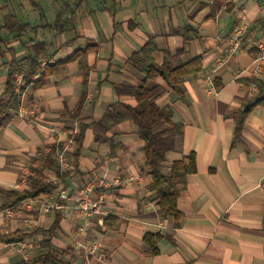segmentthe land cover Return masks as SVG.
Returning <instances> with one entry per match:
<instances>
[{"label": "crops", "instance_id": "obj_1", "mask_svg": "<svg viewBox=\"0 0 264 264\" xmlns=\"http://www.w3.org/2000/svg\"><path fill=\"white\" fill-rule=\"evenodd\" d=\"M63 1L0 0V97H6L11 63L26 70L30 57L55 63L89 42L95 45L86 67L73 60L42 83L34 73L19 110L0 125V205L7 201L3 191L26 188L36 167H45L44 179L61 180L44 159L52 143L83 129L78 154L76 143L70 153L77 165L61 182L75 194L87 179L107 181L93 192L101 195L103 212H44L26 198L0 209V232L54 226L50 241L66 264H264V104L252 107L234 142L236 112L262 84L264 96V65L255 73L256 42L264 43V0H81L65 15L74 17L71 28L59 32L52 24ZM17 23L30 29L18 36ZM242 25L234 46V31ZM148 40L156 46L151 59L158 65L166 49L175 65L197 55L203 59L202 70L182 80L181 94L156 79L163 87L156 102L171 107L180 129L160 140L167 148L164 172L173 160L195 153L196 170L187 174L177 198L178 219L158 213L136 125L125 120L104 133L91 124L112 104L138 105L116 85L138 90L151 60L140 54L134 61L133 55ZM84 92L81 111L65 122L63 114L78 112ZM21 108L27 116L19 115ZM148 233L157 236L156 251L144 240ZM44 238L41 232L26 238L35 246L33 257L45 251ZM9 244L0 242V264L29 260Z\"/></svg>", "mask_w": 264, "mask_h": 264}, {"label": "trees", "instance_id": "obj_2", "mask_svg": "<svg viewBox=\"0 0 264 264\" xmlns=\"http://www.w3.org/2000/svg\"><path fill=\"white\" fill-rule=\"evenodd\" d=\"M30 1L35 4V0ZM221 1H217L216 5H220L219 3ZM69 2L74 3V5H70ZM81 2V0L63 1L62 7L58 11L52 27L56 28L59 32L71 28L74 17L72 15H65L68 13L73 14L76 6ZM27 26L28 23L16 24L19 32L18 36L23 35L30 29V27ZM0 42H4L1 35ZM94 47V43L89 42L84 47L77 48L69 57L55 63H45L44 65H42L38 56L30 57L29 66L26 70H23L22 66L17 62L11 63L5 81L4 94L6 97H0V125L10 118L12 110H19L20 94L24 90L25 86L33 81L34 73L38 74L39 78L37 82L42 83L46 76L54 71L64 68L73 60L79 59L81 65L86 67L84 63L85 56L87 52ZM155 51L156 46L151 40H148L142 49L133 55L134 61L138 60L135 58H137L140 54L145 55L151 60L146 67L144 66L145 77L137 91H132L130 88L121 84L116 85L119 93L133 94L138 102V105L132 106L122 103V105L117 108L114 104H112L97 122L91 124L104 133H106L110 128H113L116 124L125 120H130L136 125L137 133L144 141V166L150 175V186L153 190L154 199L159 206L158 213L161 217L171 215L178 219L181 216V212L177 206V198L182 191V184L185 182L187 174L196 170L195 153L190 152L187 156H184L181 159L173 160L168 173L164 172V161L166 158L167 148L161 145L160 140L165 136H176L180 129H178L172 121L171 107L169 105L159 106L156 102V98L163 91L162 85H160L156 79L158 77L163 78L173 91L181 94L182 80L186 76L200 72L203 66V59L201 55H197L190 58L186 62L175 65L173 62L174 55L166 49L164 50L163 62L161 65H158L151 59ZM25 71H28V74L24 75L21 82L18 84L17 74L23 72L25 73ZM221 86L222 84L216 81V87L219 89ZM262 91L263 84L260 87V91L253 98L246 99L245 107L236 112L234 116L236 121L234 142L240 138L244 122L252 107L257 104H264ZM85 94L86 93L84 92L81 97L80 105L77 109L78 112L66 111L63 114L62 119L65 122L74 119L81 111ZM82 139L83 129H80V131L74 135L76 143V152H74V156L78 154V151L82 146ZM62 146V142L52 143L50 150L44 159V164L45 166L54 167L56 169V174L59 175V178H61L62 181H64L70 172L76 167L77 159L74 157L71 160V164L74 168L61 173L59 165L54 159V155L62 148ZM44 168L45 167H36L32 169V173L29 176V184L26 188L3 191L7 201L0 205V209H7L8 207L17 204L26 198H41L50 195L53 192L56 183L51 180L44 179ZM53 229L54 226L48 230L40 227L35 229H17L10 232H0V242L15 243L41 232L44 234L45 238L40 241V248L46 252L42 251L31 259L23 261L21 264H66V261L59 255L60 251L51 244L50 234ZM156 239L157 236L154 237L149 233L144 236L146 243H149L150 241V248L152 251H156L154 248Z\"/></svg>", "mask_w": 264, "mask_h": 264}, {"label": "built area", "instance_id": "obj_3", "mask_svg": "<svg viewBox=\"0 0 264 264\" xmlns=\"http://www.w3.org/2000/svg\"><path fill=\"white\" fill-rule=\"evenodd\" d=\"M244 30L245 26L242 25L234 31V35L232 37L234 46H237L239 37ZM256 47L259 50V54L255 58V73L256 75H259L264 65V43L262 41H258L256 42ZM21 79V76L17 77L18 84L21 82ZM253 88L256 89L257 86H254ZM28 112L29 111L26 108H21L19 115L25 117L28 115ZM74 145L75 140L73 135L66 137L63 140L62 148L59 149L55 155L61 172H65L72 167L70 153L72 152ZM104 186H108V182L104 179H87V181L83 185H80L78 187L75 194H70L62 184L61 180H58L56 183V187L50 195L41 197L39 199L27 198L26 200L28 201L29 206L33 202L39 203L42 211L44 212L55 210L62 211L66 215L72 213H80L88 216L103 212L102 197L101 195L94 196L93 192L95 191V189L102 188ZM70 201L71 204H69ZM9 211L11 212V209H9ZM9 245L12 248L23 252L28 259H31L33 257V249L35 246L31 241L24 239L15 243H11Z\"/></svg>", "mask_w": 264, "mask_h": 264}]
</instances>
